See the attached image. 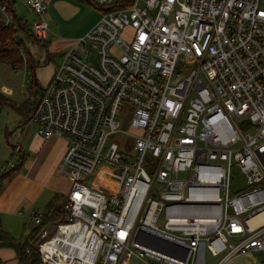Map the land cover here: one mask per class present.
Returning a JSON list of instances; mask_svg holds the SVG:
<instances>
[{
    "label": "built area",
    "instance_id": "built-area-1",
    "mask_svg": "<svg viewBox=\"0 0 264 264\" xmlns=\"http://www.w3.org/2000/svg\"><path fill=\"white\" fill-rule=\"evenodd\" d=\"M90 1L98 21L59 57L28 121L65 142L59 171L70 178L54 222L29 214L42 264L264 255V222L251 223L264 212V0ZM24 4L31 38L45 43L46 0ZM17 17L0 0L1 25ZM7 54L30 81L18 35L0 43ZM233 168L245 178L237 192ZM99 169L103 185L88 186Z\"/></svg>",
    "mask_w": 264,
    "mask_h": 264
},
{
    "label": "crops",
    "instance_id": "crops-1",
    "mask_svg": "<svg viewBox=\"0 0 264 264\" xmlns=\"http://www.w3.org/2000/svg\"><path fill=\"white\" fill-rule=\"evenodd\" d=\"M46 2L48 9L43 18L48 24L49 32L45 43L48 47L51 46L49 49L57 52L60 57L63 51L70 49L79 38L93 27L98 21L101 11L94 8L91 20L80 31L72 33L68 31V27H62L68 25L64 23L66 22V15L75 10L79 11V17L83 10L89 11V4L77 0H46ZM17 9L15 3L16 14ZM17 16L24 21L23 16L19 14ZM24 22L27 24L26 21ZM51 38H56L53 40V44L47 41ZM39 49L37 47V50ZM27 50L29 58L32 57L36 61L40 60L38 56L32 55L28 48ZM22 84L24 83L21 82ZM1 86L4 88H0L3 95L5 93L12 94L10 88L3 84ZM5 96L9 98V96ZM5 108H8L10 112L5 114L3 110ZM2 114L3 116L0 118V168L11 158L16 146H19V155H24V160L20 169L9 175L0 171V223L2 229L13 238L22 240L30 236V233L25 236L22 232L26 219H29V214L32 211L43 213L46 205L55 195L66 197L68 193L70 178L59 171L66 144L62 139L56 137L47 140L42 139L31 124L22 123V115L9 107H0V116ZM18 158L13 162L14 165ZM259 218L264 222V212L259 214L255 220ZM210 258L209 262L206 259V264H216L218 261L215 258ZM0 264L23 263L18 260V255L14 249L0 246ZM127 264L149 263L132 256L128 259ZM225 264H264V259L262 260L260 251H255L246 255L235 256Z\"/></svg>",
    "mask_w": 264,
    "mask_h": 264
},
{
    "label": "rangeland",
    "instance_id": "rangeland-1",
    "mask_svg": "<svg viewBox=\"0 0 264 264\" xmlns=\"http://www.w3.org/2000/svg\"><path fill=\"white\" fill-rule=\"evenodd\" d=\"M16 5L18 7L17 14L23 16L24 21H26L27 25L29 26L34 16L33 12L29 8L26 7V5L24 4V1L22 0H16ZM263 5L264 3H261V6ZM89 6H90V8L88 9L89 11L85 12L83 10L82 15H80L79 17H78L79 11H75V10L72 12L70 11L66 15V22H64V23H67L68 25L62 26V27H68V31L72 33L76 31H80L86 25V23H88L91 20L94 14V10L96 9L91 4H89ZM52 14H54V11H52ZM71 21H75V22H71ZM18 37L23 38V35L21 33H18ZM55 39L56 38L54 39L51 38V40L48 39L47 41L53 44V40ZM25 45L29 49V51L32 53V55L38 56V58L40 59L38 60L39 65L35 67V74L34 75L30 74L27 76L30 79V81L21 85V82H22L21 68H19L20 72L18 74H15L12 70L11 65L6 64V63H0V88L4 89L1 86L2 84L10 88L12 90L10 91L12 94L8 95V93H5V95L9 96V98L17 104H23L29 100H32L33 96L31 94L33 93V90L31 89L36 90L39 88V86L43 87L48 82L47 80L49 79V77H51L53 70L55 69L56 65L59 63L58 53L49 49V47L51 48V46L49 47L47 46L45 50L43 46H40V45L38 46L36 43H32L28 40H25ZM37 47H39L40 49L37 50ZM47 53H49L50 55H47ZM47 56H51L50 60L44 63V61L47 60ZM3 110L5 111V114L7 112L8 113L10 112L8 108H5ZM2 116L3 114L0 116V118ZM115 139H118V137H115ZM122 143L126 149L125 151L129 153L130 152V149H128L130 147L129 139L127 138L126 140L122 141ZM100 174H101V169L96 170V172L93 175L85 176L84 177L85 183L88 186H96L97 184L103 185V181L99 180ZM231 176L232 178H231L230 188L232 192H237L245 187V178L237 168L232 169ZM109 185L113 186V184H109ZM261 221L263 222V220L259 218L257 220H253L251 223L258 224V223H261ZM33 226L34 225L30 221V219L28 220L26 219V224L22 230L25 236L31 232V230L33 229ZM32 243L36 247L38 240L35 239V241ZM261 254H262V260H263L264 255L262 252ZM206 259L209 262L211 258L207 256Z\"/></svg>",
    "mask_w": 264,
    "mask_h": 264
},
{
    "label": "trees",
    "instance_id": "trees-1",
    "mask_svg": "<svg viewBox=\"0 0 264 264\" xmlns=\"http://www.w3.org/2000/svg\"><path fill=\"white\" fill-rule=\"evenodd\" d=\"M10 10H15V0H1ZM77 1H83L87 2L91 5H93L96 9L102 10L103 8H98L95 4H93L90 0H77ZM114 8V7H112ZM18 33H21L23 35V38H20L21 43H25V40H28L32 43H36L38 46H43L46 50L47 45L46 43H37L35 42L29 33V29L27 24L23 21L22 18L17 17L16 21L13 26L11 27H3L0 23V43L3 45L7 41H13L14 37L18 35ZM13 54V52H9ZM11 54H7L6 58H0L1 63H6L9 65L19 63L20 61L18 59L11 58ZM50 55V54H47ZM47 60L44 61L48 62L50 60L51 56H47ZM28 65L31 70V75L35 74V67L39 65V62L33 59L32 57L28 60ZM36 83V82H35ZM39 84V83H37ZM32 87V86H31ZM31 89V88H30ZM33 90V93L31 94L33 96L32 100L27 101L23 104H17L14 101H12L10 98L6 97L0 92V107H9L15 112L19 113L23 116V124L28 123L29 119L32 116L33 110L35 108V105L40 97L41 93V86H39L38 89H31ZM17 163L9 170H5L2 173L3 174H11L17 170L20 169L21 165L23 164L24 155L18 156ZM66 202V197L55 195L51 201L48 202L46 205V208L43 215V222H54L56 220V212L59 210L61 206L64 205ZM33 224V223H32ZM39 227L33 226V229L30 232V236L27 238H24L22 240H17L13 238L9 233L4 231L1 227L0 223V246L4 247H10L14 249L18 255V260L23 264H42L39 257V252L37 249V246L35 247L32 242L35 241L36 234L38 232ZM32 235V237H31ZM32 239V240H31ZM31 240V241H30Z\"/></svg>",
    "mask_w": 264,
    "mask_h": 264
}]
</instances>
